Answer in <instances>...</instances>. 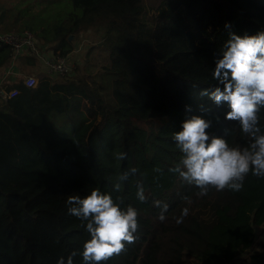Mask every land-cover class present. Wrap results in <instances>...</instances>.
Returning <instances> with one entry per match:
<instances>
[{"label": "trees", "instance_id": "trees-1", "mask_svg": "<svg viewBox=\"0 0 264 264\" xmlns=\"http://www.w3.org/2000/svg\"><path fill=\"white\" fill-rule=\"evenodd\" d=\"M45 17L51 20L46 23ZM226 23L238 35L264 29V0L0 5L1 30L28 29L43 53L58 50L68 61L74 47L69 36L94 30L102 37L95 69L73 76L74 67L65 75L46 73L33 54L12 64L9 47L0 45V78L6 89L18 90L6 103L0 93V264H57L73 250V264H84L79 253L90 235L84 222L68 213L66 200L92 188L123 197L121 207L139 212V239L102 264H231L253 247L264 224V178L249 175L239 192L210 188L201 195L169 171L181 158L173 134L192 115L218 114L221 122L213 121L212 134L227 129L230 145L250 142L238 123L223 119L226 105L216 107L198 95L217 85L212 70L229 38ZM28 67L37 73L35 87H26L20 75ZM85 98L100 119L77 141L87 120ZM118 153L125 159L117 160ZM131 168L136 174L115 192L117 175ZM137 181L143 183L144 202L135 197ZM156 202L168 205L163 221ZM184 208L188 215L178 224ZM250 259L264 264V240Z\"/></svg>", "mask_w": 264, "mask_h": 264}, {"label": "clouds", "instance_id": "clouds-1", "mask_svg": "<svg viewBox=\"0 0 264 264\" xmlns=\"http://www.w3.org/2000/svg\"><path fill=\"white\" fill-rule=\"evenodd\" d=\"M229 38L222 46L221 54L215 61L212 75L217 85L203 88L199 97L208 98L216 107L227 106L223 114L226 121L236 122L240 131L249 138L247 146H232L224 135H214L209 130L213 121L221 122L212 108L201 106L200 110L212 113L211 119L192 115L182 122L173 139L181 153V158L169 171L179 175L188 185L200 189L206 195L210 188L217 192L229 190L239 192L249 176L264 178V127L261 125V113L264 112V29L253 35H238L232 32L226 23ZM190 110V109H189ZM117 160L125 159L124 153L116 155ZM160 171V169H156ZM131 168L117 175L113 190L119 193L130 175ZM135 197L146 200L143 183L137 181ZM68 213L84 222L89 233L82 251L84 264H102L127 250L139 239L137 231L138 210L132 205L121 207L123 197L115 199L110 193L92 188L86 195H68L66 200ZM161 208L158 219H165L168 205L156 202ZM188 208L182 209L177 223L183 222ZM77 251L73 250L65 259L59 257L57 264H73Z\"/></svg>", "mask_w": 264, "mask_h": 264}, {"label": "rangeland", "instance_id": "rangeland-1", "mask_svg": "<svg viewBox=\"0 0 264 264\" xmlns=\"http://www.w3.org/2000/svg\"><path fill=\"white\" fill-rule=\"evenodd\" d=\"M17 1L18 0H2L3 3L2 5L8 6L11 2L15 3ZM37 6L41 7V4ZM35 11L38 10L35 9ZM42 13L48 15V10L45 9L42 11ZM50 20H51L50 17H45L43 19V21L46 23L49 22ZM98 36L99 34H96L94 30L81 33L75 38L73 36H70L69 39L74 40V47H73V51L70 52L69 54L70 57L69 62L71 64V67L75 68L71 76L83 75L87 73L85 71V69L87 68H89L91 71L95 69V67H93L92 65L94 64L96 65V62L97 63L99 62L100 57L98 56L100 54L98 52V48L101 47L102 44L101 43L102 37L100 38ZM28 74H33L35 77H37V73L28 72ZM82 110L84 111L87 120L85 121L83 130L76 137L77 141L82 140L85 137L86 132L90 129V127L100 119L97 109L94 106H92V103L90 102L89 99L85 98L82 101ZM263 240H264V224L259 226L256 230V238L253 247L247 250L241 256H239L235 261L231 262V264H253L250 259V254L251 252L257 250V246H259L261 242H263Z\"/></svg>", "mask_w": 264, "mask_h": 264}, {"label": "built area", "instance_id": "built-area-1", "mask_svg": "<svg viewBox=\"0 0 264 264\" xmlns=\"http://www.w3.org/2000/svg\"><path fill=\"white\" fill-rule=\"evenodd\" d=\"M0 45L8 46L12 54V64L15 59L22 54L35 55V57L44 65L46 73L65 75L71 71V64L66 56L59 54L57 50L54 54L43 53L37 46L36 39L32 31L24 29L22 31H3L0 30ZM12 64L10 65V71ZM23 77V83L26 87H35L38 83L33 74L20 73ZM0 80V93L4 103L8 99L15 97L18 90L15 87L6 89L7 85Z\"/></svg>", "mask_w": 264, "mask_h": 264}, {"label": "crops", "instance_id": "crops-1", "mask_svg": "<svg viewBox=\"0 0 264 264\" xmlns=\"http://www.w3.org/2000/svg\"><path fill=\"white\" fill-rule=\"evenodd\" d=\"M3 3H2V0H0V5H2ZM0 27H1V25H0ZM1 30V29H0ZM10 31V30H9ZM18 63V62H17ZM17 67H19L17 64H15ZM28 72H33V70H32V67H28V68H26V69H24V73H28ZM0 80H4V78H0Z\"/></svg>", "mask_w": 264, "mask_h": 264}, {"label": "water", "instance_id": "water-1", "mask_svg": "<svg viewBox=\"0 0 264 264\" xmlns=\"http://www.w3.org/2000/svg\"><path fill=\"white\" fill-rule=\"evenodd\" d=\"M69 38H70V36H69Z\"/></svg>", "mask_w": 264, "mask_h": 264}]
</instances>
